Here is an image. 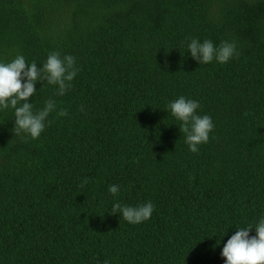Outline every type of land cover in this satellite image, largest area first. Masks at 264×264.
Here are the masks:
<instances>
[{"label": "trees", "instance_id": "16d2710c", "mask_svg": "<svg viewBox=\"0 0 264 264\" xmlns=\"http://www.w3.org/2000/svg\"><path fill=\"white\" fill-rule=\"evenodd\" d=\"M192 39L237 54L199 64ZM52 52L78 72L62 96L35 84L34 112L56 104L40 136L0 109V264H225L237 229L256 235L264 0H0V63L39 70ZM181 96L213 123L195 153L169 108ZM149 202L141 223L113 214Z\"/></svg>", "mask_w": 264, "mask_h": 264}, {"label": "clouds", "instance_id": "9594fccd", "mask_svg": "<svg viewBox=\"0 0 264 264\" xmlns=\"http://www.w3.org/2000/svg\"><path fill=\"white\" fill-rule=\"evenodd\" d=\"M188 49L191 57L199 64H207L214 59L221 64L227 63L237 54L236 44L228 41L215 47L210 40L200 43L197 39H192ZM75 64L73 56L61 58L59 52L50 53L39 70L35 62L26 63L22 55H17L10 63H0V109H14L16 135L24 134L32 139L40 136L50 113L56 111V104L55 101L48 100L42 109L34 112L32 103L28 102L36 94L34 86L38 81L47 82L57 86L58 95H64L77 75ZM169 108L172 116L181 122L179 129L186 135L189 150L197 152L199 145L208 142L209 133L213 129L211 118L198 115L199 103L186 100L183 96L171 102ZM57 115L64 117L68 113L60 110ZM86 183L85 179L81 187ZM108 191L115 196L119 192V186L112 185ZM153 209L151 202L138 207L116 203L113 205V214L119 213L126 222L138 224L148 220ZM250 229H253L251 225L237 229L227 240L221 251L225 264H264V219L255 225L256 235L251 238Z\"/></svg>", "mask_w": 264, "mask_h": 264}]
</instances>
